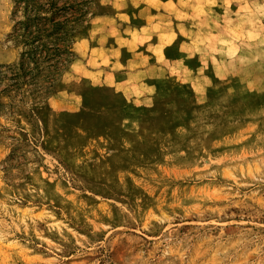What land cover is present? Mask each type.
Returning a JSON list of instances; mask_svg holds the SVG:
<instances>
[{"label":"rangeland","instance_id":"1","mask_svg":"<svg viewBox=\"0 0 264 264\" xmlns=\"http://www.w3.org/2000/svg\"><path fill=\"white\" fill-rule=\"evenodd\" d=\"M0 264H264V0H0Z\"/></svg>","mask_w":264,"mask_h":264},{"label":"crops","instance_id":"2","mask_svg":"<svg viewBox=\"0 0 264 264\" xmlns=\"http://www.w3.org/2000/svg\"><path fill=\"white\" fill-rule=\"evenodd\" d=\"M162 31L164 34H168V35L173 34L175 36H178L179 38H184L185 36H187L188 32L190 31V26H188V23L184 21H171V25L162 28ZM167 54L168 56L172 55L171 48H168Z\"/></svg>","mask_w":264,"mask_h":264}]
</instances>
